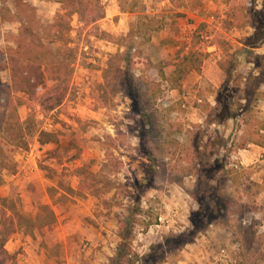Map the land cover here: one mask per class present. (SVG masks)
<instances>
[{"label": "rangeland", "instance_id": "1", "mask_svg": "<svg viewBox=\"0 0 264 264\" xmlns=\"http://www.w3.org/2000/svg\"><path fill=\"white\" fill-rule=\"evenodd\" d=\"M100 2L105 9L104 18L93 26H84L73 16L67 37L69 43L65 45L48 37L45 30L56 12L60 11L59 3L54 0H0V48L13 47L9 34L21 32L22 36L41 41L51 48L65 45L70 48L67 59L71 61L72 70L67 95L56 109L45 113L37 95L26 96L24 104L18 106L20 120L27 128L28 144L11 152L7 163L0 167V207L5 205L10 212L18 211L34 218L40 207L46 204L55 211L57 218H61V222L66 221V229L71 235L94 236L100 232L107 235L108 247L116 250L119 221L133 204L128 191L135 192L132 187L134 180L150 177L146 166L150 164L148 155L153 154L155 160L162 164V172L154 182L155 188L147 196L158 211V221L145 231L135 224L131 241L138 259L132 264H143L141 258L149 252L152 244L165 241L167 246L171 234H184L191 229V218L200 206L202 212H210L219 183L208 167L204 168L203 176L196 177L194 169H191V175H184L190 170L188 164L167 160L158 149L161 139L147 137L138 124L137 109L131 105L125 92L109 96L103 107H94L95 92L102 84V71L107 59L110 54L124 50L121 38L137 16L161 15L173 8L168 0ZM199 2L200 5L195 3L181 8L183 15L173 20L167 18V24L160 33L153 32L154 41L145 49L151 60L162 63L165 72L169 73L188 50L193 38L199 36L201 46L207 47L200 71L190 72L178 89H166L162 103H181L180 109L170 114L172 121H181V131L174 134L179 142H185L187 130L195 131L191 124H199L198 130L204 133V140L209 133L211 139L215 138L220 143L212 158L225 160L227 166L236 164L234 166L240 172L220 191L222 198L217 201L228 208L223 216L220 215L219 220L198 233L192 243L185 245L182 248L185 252L181 250L173 256L168 255L161 264H212L221 248L226 249L227 264H264V147L248 145L245 149L236 150L233 144L239 141L241 133L235 130L232 121L206 125L204 114L196 107L199 98L213 103L223 81L218 63L225 54L221 49L207 45L215 32H223L231 48L235 49L252 29L249 26L222 28L221 18L227 11L224 0ZM254 5L255 10H261L264 0H255ZM164 32L167 33L165 42L158 45V37ZM256 52L264 54V45ZM59 58L66 61L65 54H60ZM246 66L252 65L247 63ZM135 74L140 76L142 73L136 70ZM6 83L7 72L2 70L0 95H3L2 86ZM51 84L50 80L44 79L37 94ZM147 107L151 110L154 106L148 104ZM219 112L222 117L224 110ZM39 130L60 131L65 137L58 147L53 143L41 145L37 141ZM107 152L122 162L119 172L106 174L104 180H90L83 172L82 179L78 176L80 169L99 172ZM66 186L81 190L83 195L61 196ZM142 205H145L144 201ZM42 229H35L31 236L21 230L10 235L5 248L10 253L22 255L19 238L23 242L24 238L32 241L46 236L48 240ZM199 239L202 241L197 242ZM91 241L83 239L81 249L91 248V254L100 251L102 244H91ZM104 264H109V261Z\"/></svg>", "mask_w": 264, "mask_h": 264}, {"label": "trees", "instance_id": "2", "mask_svg": "<svg viewBox=\"0 0 264 264\" xmlns=\"http://www.w3.org/2000/svg\"><path fill=\"white\" fill-rule=\"evenodd\" d=\"M54 1L59 3L60 11L56 12L53 21L45 30L48 37L60 40L65 45L69 43L67 37L73 16L84 26H93L105 16V9L100 0ZM168 1L173 8L162 12L161 15L139 14L127 34L121 38L124 50L109 55L102 71V84L95 92L94 107H103L109 96L111 98L118 92H125L131 105L137 109L138 124L144 129L147 137L161 139L158 149L166 159L188 164L190 170L184 175H191V169H194L193 174L196 177L203 176L204 168L208 167L213 178H218L219 192L215 193V204L210 212H202L200 206L191 218V229L184 234H171L167 241L169 247L165 245V241L152 244L149 252L141 258L143 264H161L168 255L173 256L180 252L185 245L196 239L198 233L219 220L220 215L223 216V212L228 209L217 201L221 197L220 191L227 181H232L240 172L235 168L236 164L227 166L225 160L212 158L220 143L218 144L215 138L211 139L209 133L204 140V133L198 130L201 125L191 124L195 131L187 130L185 142H179L174 136L181 131V121H172L170 114L180 109L181 103L163 105L165 90L178 89L189 72H199L207 51L206 47L201 46L202 40L196 36L169 73L165 72L162 63H154L151 60L145 46L152 43V33L161 30L167 24V18L173 20L183 15L181 8L195 3L200 5L199 0ZM254 1L224 0L227 11L221 18L222 28L249 26L252 31L241 39L239 48L232 51L224 33L215 32L207 45L221 49L225 54V58L218 64L224 75L223 81L213 103L206 98H200L201 101L196 104L205 116L206 125L232 121L235 130L241 133L239 141L233 144L236 150L245 149L249 144L264 147V119L258 115L257 109L259 100L264 99V54L256 52L257 48L264 45V6L261 10H255ZM9 36L14 46L0 48V71L7 72V83L2 86L3 95H0V167L7 163L11 152L16 148H25L28 144L27 128L20 120L18 106L24 104L26 96L37 95L40 107L45 113L56 109L67 95V83L72 74L71 61L67 59L70 55L69 47L64 45L51 48L41 41L22 36V32L10 33ZM161 43L163 42H158V45ZM60 54H65L66 61L59 58ZM240 55H243V58H239ZM247 63L252 66L247 67ZM136 70L142 74L138 76L135 74ZM44 79L50 80L52 84L37 94ZM148 104H152L153 109L149 110ZM220 110H224L222 117ZM64 137L60 131L54 133L39 130L37 141L41 145L53 143L58 147ZM148 160L150 164L146 167L150 177L134 180L132 187L135 192L128 191V197L133 204L128 207L127 215L119 221V242L115 254L108 258L109 264H132L138 260L131 244L135 224L145 231L158 221V211L151 204L147 194L155 188L154 182L162 172V164L155 160L153 154L148 155ZM121 165V161L111 152H107L99 172L92 173L80 169L78 176L81 178L83 172L90 180H104L106 174L119 172ZM179 181L180 179L177 182L180 183ZM62 191L61 196L72 193L83 195L81 190H73L68 186ZM143 201L145 205H142ZM56 222L55 211L46 204L40 207V212L34 218L18 211L10 212L5 205L1 206L0 264H18L17 254L10 253L5 248L10 235L21 230L31 236L35 229Z\"/></svg>", "mask_w": 264, "mask_h": 264}, {"label": "crops", "instance_id": "3", "mask_svg": "<svg viewBox=\"0 0 264 264\" xmlns=\"http://www.w3.org/2000/svg\"><path fill=\"white\" fill-rule=\"evenodd\" d=\"M159 31L158 33H160ZM166 36H167L166 32L161 34V36L158 37L159 39L158 42H165L164 38ZM151 40L152 42L154 41L153 33ZM210 47H214V46H210ZM235 49L232 48L231 51ZM174 90L175 89H170V91H174ZM197 101L200 102L201 101L200 98L197 99ZM257 109H258V115L264 119V99L259 100L257 104ZM249 145H253L254 147H260L254 144H249ZM60 219L61 218L59 217L57 218V222L59 221L58 223L56 222L52 225L43 227L42 231L46 232L47 237H49L48 240L46 236L43 237L40 236L39 238L34 239L32 241L28 239L26 240V238H24L23 242L20 241L21 238H19L18 246L19 245L22 246L23 254L21 255L20 253H16L18 264H104V262L107 263L109 257L115 254L116 250H114V248L112 249L108 247L107 235L101 234L100 232L98 233V235H94V236L91 235L78 236L77 233L71 235V233H68L69 231H67L66 229L68 225L66 224V221L61 222ZM85 230L90 231L86 227ZM83 239H92L91 244L101 243L102 244L101 250L91 254V248L84 250L83 247L81 249L80 242L82 243ZM200 241H202V239L197 240V242ZM109 245H111V243ZM182 252L185 251L182 250Z\"/></svg>", "mask_w": 264, "mask_h": 264}, {"label": "built area", "instance_id": "4", "mask_svg": "<svg viewBox=\"0 0 264 264\" xmlns=\"http://www.w3.org/2000/svg\"><path fill=\"white\" fill-rule=\"evenodd\" d=\"M31 155V153H29ZM138 262V260L136 261ZM227 254H226V249L221 248L217 255L214 257V260L212 264H227Z\"/></svg>", "mask_w": 264, "mask_h": 264}]
</instances>
